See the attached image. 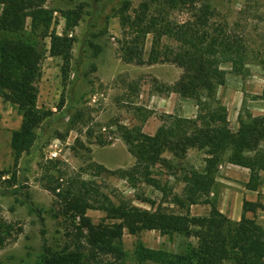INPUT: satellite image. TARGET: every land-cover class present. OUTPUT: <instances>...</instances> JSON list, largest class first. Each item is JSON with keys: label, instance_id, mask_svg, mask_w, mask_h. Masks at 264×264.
<instances>
[{"label": "rangeland", "instance_id": "rangeland-1", "mask_svg": "<svg viewBox=\"0 0 264 264\" xmlns=\"http://www.w3.org/2000/svg\"><path fill=\"white\" fill-rule=\"evenodd\" d=\"M145 1L149 16H161L159 13L167 9L165 4L150 0H49L45 4V9L52 11L49 32L72 40L71 60L63 70L61 57L48 54L49 40L37 39L42 55L37 108L50 114L34 132L31 147L17 163L10 140L21 124V115L15 106L0 98V172H8L0 176V229L8 227L11 231L8 243L0 250V264H37L46 250L65 253L75 249V231L44 187L47 174L60 173L64 180L90 182L115 203L123 200L150 209L149 203L138 199L141 197L177 211L183 186L179 174L203 167V152L193 148L184 160H172L178 175H170L166 168L154 169L153 177L160 188L144 183L133 187L120 175L131 170L135 162L123 140L124 130L138 129L145 135H154L164 114L194 118L196 113L192 99L164 92L178 80L180 69L170 64H126L119 59L121 14L131 16ZM200 3L209 8L210 25L226 24L248 49L243 65L227 69L224 84L215 91V103L226 112L235 134L245 111L264 122V0ZM69 12H80L81 17L76 27L66 30L65 16ZM186 12L182 8L168 10L169 20L182 23L187 19ZM29 27L27 19L25 29L29 31ZM151 38L149 35L146 39L145 58ZM259 148L264 149V140L259 141ZM235 169L228 162L217 168L214 189L218 204L222 193H229L228 202L233 204L235 194L241 192L243 178ZM164 187L167 196L160 191ZM207 211L204 205L190 208L192 215ZM86 215L94 224L105 221L100 211L88 210ZM255 220L264 226V212L258 211ZM194 243L190 238L160 235L157 231L137 236L124 232L122 238L125 264H134L137 244L182 254ZM105 259L113 261L111 257Z\"/></svg>", "mask_w": 264, "mask_h": 264}, {"label": "trees", "instance_id": "trees-1", "mask_svg": "<svg viewBox=\"0 0 264 264\" xmlns=\"http://www.w3.org/2000/svg\"><path fill=\"white\" fill-rule=\"evenodd\" d=\"M48 1L0 0V98L21 115V124L10 140L15 163L29 150L34 132L50 114L37 108L42 59L37 39L49 40L48 54L61 57L63 70L71 60L72 40L49 32L52 11L45 9ZM150 1L163 3L167 9L159 13L161 16H149L145 1L131 16L121 14L119 59L126 64H170L180 69L178 80L164 92L192 99L196 113L194 118L164 114L154 135L138 129L124 130L123 140L135 162L131 170L120 175L133 187L144 183L160 188L153 177L154 169L166 168L170 175H178L172 160H184L193 148L203 152L204 165L197 171L179 174L183 186L177 211L141 197L138 199L149 203L150 209L123 200L115 203L90 182L64 180L60 173L47 174L44 187L55 198L60 215L69 221L77 242L71 252L46 250L37 264H125L124 232L137 236L146 231L177 234L195 243L182 254L137 244L134 264H264V226L255 220L257 211L264 212V205L259 200L243 199L241 217L232 221L219 211L214 189L217 168L223 162L248 170L246 190L255 192L264 186V149L259 148V141L264 140V122L245 111L234 134L226 112L215 103V91L224 84L227 69L243 65L247 46L226 24L210 25L209 8L200 0ZM179 8L187 11V19L182 23L170 21L168 10ZM80 17V12L67 13L66 30L76 27ZM27 19L29 31L25 29ZM149 35L152 38L145 58ZM5 174L8 172H0V176ZM160 191L167 196L166 187ZM201 205L208 207L206 214L190 213L192 206ZM88 210L103 212L105 221L94 224L86 215ZM10 235L8 227L0 229V250ZM107 257L113 261H106Z\"/></svg>", "mask_w": 264, "mask_h": 264}, {"label": "crops", "instance_id": "crops-1", "mask_svg": "<svg viewBox=\"0 0 264 264\" xmlns=\"http://www.w3.org/2000/svg\"><path fill=\"white\" fill-rule=\"evenodd\" d=\"M233 167L236 168L235 169L236 173L240 174V177L243 178L242 180L243 184L240 187L241 192L235 194L236 198L233 200V204L230 201L228 202V199L231 198L230 197L231 195L229 193L227 194L226 192L222 193L221 200H219L220 202L218 204V209L221 213L226 215L230 220L238 221L241 217V206L243 199L250 202H256L257 200H259L264 205V186L259 187V189L255 192L246 190L244 185L249 178L248 170L238 166H233Z\"/></svg>", "mask_w": 264, "mask_h": 264}]
</instances>
